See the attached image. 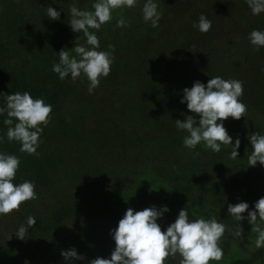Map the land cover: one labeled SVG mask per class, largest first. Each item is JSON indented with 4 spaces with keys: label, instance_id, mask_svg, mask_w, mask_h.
<instances>
[{
    "label": "trees",
    "instance_id": "obj_1",
    "mask_svg": "<svg viewBox=\"0 0 264 264\" xmlns=\"http://www.w3.org/2000/svg\"><path fill=\"white\" fill-rule=\"evenodd\" d=\"M0 264H264V0H0Z\"/></svg>",
    "mask_w": 264,
    "mask_h": 264
},
{
    "label": "rangeland",
    "instance_id": "obj_2",
    "mask_svg": "<svg viewBox=\"0 0 264 264\" xmlns=\"http://www.w3.org/2000/svg\"><path fill=\"white\" fill-rule=\"evenodd\" d=\"M156 71L157 72H160L161 74H157V75H163L164 73L163 72H165V70L164 69H161L160 67H158V68H156ZM163 73V74H162ZM163 79V78H162ZM162 79H158V84L160 83V85L162 84V82H163V80Z\"/></svg>",
    "mask_w": 264,
    "mask_h": 264
}]
</instances>
